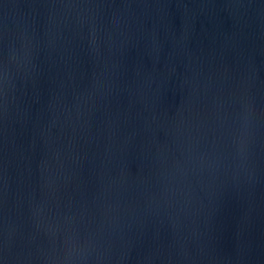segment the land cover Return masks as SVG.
I'll return each mask as SVG.
<instances>
[{
	"label": "water",
	"instance_id": "95a60500",
	"mask_svg": "<svg viewBox=\"0 0 264 264\" xmlns=\"http://www.w3.org/2000/svg\"><path fill=\"white\" fill-rule=\"evenodd\" d=\"M0 264H264V0H0Z\"/></svg>",
	"mask_w": 264,
	"mask_h": 264
}]
</instances>
